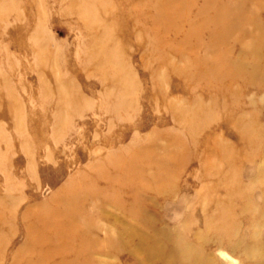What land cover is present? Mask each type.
<instances>
[{
    "label": "rangeland",
    "instance_id": "rangeland-1",
    "mask_svg": "<svg viewBox=\"0 0 264 264\" xmlns=\"http://www.w3.org/2000/svg\"><path fill=\"white\" fill-rule=\"evenodd\" d=\"M0 264H264V0H0Z\"/></svg>",
    "mask_w": 264,
    "mask_h": 264
}]
</instances>
